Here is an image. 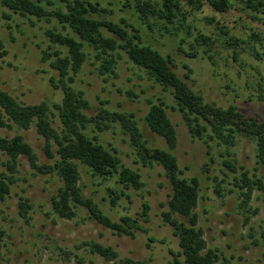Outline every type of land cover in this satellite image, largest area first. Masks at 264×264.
<instances>
[{
  "label": "rangeland",
  "instance_id": "rangeland-1",
  "mask_svg": "<svg viewBox=\"0 0 264 264\" xmlns=\"http://www.w3.org/2000/svg\"><path fill=\"white\" fill-rule=\"evenodd\" d=\"M109 9L103 14L107 19L127 23L138 29L142 43L157 49L172 60L173 70L183 78L195 93L206 102L227 107L234 104L247 115L264 119V60L253 54L263 53L256 35L264 41V14L242 9L239 0H229L230 8L220 12L205 3L200 9H190L187 23H191L192 35L180 33L174 36L159 30H150L137 18L133 9L125 6V0H92ZM50 8L49 6H47ZM9 14V19L3 14ZM56 25L54 20L22 16L0 4V39L6 54L0 56V90H4L24 104L45 101L54 112L53 104L62 99L60 89L53 88L49 79L57 77L50 60H42L43 52L56 48L45 35L46 28ZM59 30L70 32L59 25ZM225 31L227 34H225ZM106 34L107 31L104 30ZM209 35L212 43L206 47H191L198 33ZM255 34V35H254ZM229 36L239 39L237 46L228 45ZM180 37L185 41L180 43ZM187 52L197 51L189 56ZM87 58L75 77L73 86L82 90L89 102L84 112L88 116L98 113L104 104L109 110L132 113L137 120L144 139L152 146L166 148L162 137L150 131L143 118L149 102L161 99L174 125L178 142L174 149L181 175L199 180V202L196 211L199 225L204 230L207 245L217 249L219 260L215 264L228 261L229 264H264V193L255 190L251 206L258 209L247 225L237 209V189L234 176L242 170L261 176L264 181V167L256 162L255 144L245 137H237L231 151L242 166L237 172L222 164L224 158H231L223 145L215 140L210 146L198 138H192L183 123L180 113L173 109L174 99L169 91L150 80L146 73L133 64L126 54L119 50L120 58L113 74H99V61L90 47L84 46ZM63 51L64 49L61 48ZM236 56V57H234ZM53 125L58 127L56 117ZM85 131L107 148H115L121 162L141 175L140 189H124L125 194L111 203L107 188L117 193L123 188L115 181V176L103 179L92 175L84 165H79L80 185L83 194L91 197L100 209L113 220L128 214L135 216L141 211V204L150 205L148 221L143 223L147 232L137 231L133 237L118 235L110 229L89 219L83 208L77 207L73 219L60 218L51 208V197L61 184L53 173H38L33 170L23 156L19 157L15 182L10 193L0 202V229L4 231L0 241V264H118V259L130 257L146 264H168L173 261L171 251L178 252V239L171 227L164 222L162 212L167 210L170 185L157 164L144 166L138 160L128 135L117 122L99 131L90 123ZM21 134L34 149L39 164L51 165L54 158H47L43 152L44 139L35 126L28 129L0 128V135L12 137ZM210 152L208 154L207 152ZM5 154L0 153V173L9 174ZM211 158L213 160H211ZM219 186V194L215 192ZM30 205L26 217L19 214V202L25 200ZM91 242L112 247L117 253L116 260H105L93 253Z\"/></svg>",
  "mask_w": 264,
  "mask_h": 264
},
{
  "label": "trees",
  "instance_id": "trees-1",
  "mask_svg": "<svg viewBox=\"0 0 264 264\" xmlns=\"http://www.w3.org/2000/svg\"><path fill=\"white\" fill-rule=\"evenodd\" d=\"M242 9L249 12L264 14V0H239ZM205 3L214 10L224 12L230 8L229 0H125L124 5L133 9L137 18L150 30H159L179 36L180 33L192 35L191 23H187L190 9H200ZM1 6L22 16L54 20L64 30L56 25L46 28L45 35L56 48L50 52H43L42 60H50V66L56 71L57 77L51 76V86L60 89L62 99L50 106L41 101L35 104L18 102L14 96L0 90V128L28 129L35 126L36 132L43 137V152L47 158H54L51 165L39 164L38 156L33 147L24 140L21 134L12 137L0 135V153L8 158L5 166L9 174L0 173V202L10 193L11 184L15 182L13 173L19 157L27 159L29 166L38 173H53L60 179L61 184L57 192L52 195L51 208L60 218L73 219L75 208L85 210L89 219L110 229L118 235L133 237L137 231L147 232L143 226L148 221L150 205L147 201L141 204V211L135 216L122 215L113 220L105 214L91 197L83 194L80 185L79 165H84L92 175L103 179L115 176L117 184L123 188L120 193L114 188H107L111 196V203L115 204L124 189H140L143 185L141 175L134 169L124 165L117 155L115 148L105 147L98 136H90L85 131L90 123L95 124L99 131L111 127L117 122L128 135L129 143L134 148L138 160L144 166L157 164L163 170V175L170 185L168 195V209L162 212L164 222L172 229L178 239L179 251L173 252V261L168 264H215L219 260L217 249L207 245L204 230L199 225V214L196 211L199 202V180L196 177L185 178L181 175L174 149L178 136L167 112L165 103L161 99L150 101L144 115L146 126L153 133L162 137L166 148L152 146L148 139H144L143 132L132 113L109 110L104 104L94 116L84 112L89 108V102L82 90L73 86L75 77L80 72L87 53L84 46L90 47L94 57L99 61V74H113L115 65L122 50L128 59L142 69L147 77L169 91L174 99L176 109L192 138L204 141L207 146L215 140L223 145L231 158H224L222 164L229 170L237 172L243 169L236 165L237 160L230 150L236 144L237 137H245L255 144L256 162L264 167V119L241 112L236 105L229 104L222 107L206 102L203 97L190 89L188 83L172 68V60L164 56L157 49L142 43L141 35L133 25L121 19L114 22L103 16L111 11L92 0H0ZM49 6L50 8H48ZM9 19V14H3ZM105 31L108 32L106 34ZM225 34L227 32L225 31ZM255 35V34H254ZM262 48L264 41L256 35ZM180 43L185 37H180ZM179 43V44H180ZM212 43L209 35L198 32L191 47ZM228 45L237 46L239 39L229 36ZM185 54L195 56L197 51L187 52L181 44L178 46ZM63 48L64 51L61 49ZM6 50L0 39V56ZM257 59L264 60L263 53L253 54ZM236 57V56H234ZM52 116L56 117L58 127L53 125ZM210 154V152H207ZM211 160H213L211 158ZM219 186L215 190L219 196ZM234 186L237 189V209L243 217V224L247 225L258 211L250 202L255 190L264 193V181L261 176L242 170L234 176ZM19 214L27 216L30 205L26 199L18 204ZM4 231L0 229V241ZM93 253L105 260H116L118 253L110 246L91 242ZM118 264H146L142 260L130 257L118 259ZM221 264H229L223 261Z\"/></svg>",
  "mask_w": 264,
  "mask_h": 264
}]
</instances>
